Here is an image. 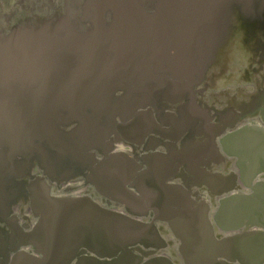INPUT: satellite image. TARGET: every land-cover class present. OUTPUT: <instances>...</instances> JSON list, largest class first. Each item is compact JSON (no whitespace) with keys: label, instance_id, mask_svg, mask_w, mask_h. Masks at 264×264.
Segmentation results:
<instances>
[{"label":"water","instance_id":"95a60500","mask_svg":"<svg viewBox=\"0 0 264 264\" xmlns=\"http://www.w3.org/2000/svg\"><path fill=\"white\" fill-rule=\"evenodd\" d=\"M79 7L63 17H38L42 28L34 30L7 19L0 25V206L23 198L30 209L29 226L11 214L10 250L0 264H264L263 125L237 121L218 128L194 149L201 162L192 164L171 153L184 158L179 148L192 122L168 138L163 132L170 129L154 121L149 107L124 126L116 119L126 104L123 92L141 81L144 59L158 64L157 74L180 81L170 82L164 101L177 105L192 97L198 63L186 67L178 59L185 50L195 57L211 27L232 25L242 35L234 57L246 68L253 55L245 45L248 31L256 36L264 28V0H161L156 20H149L152 6L139 0H80ZM184 24L189 27L179 28ZM183 72L191 83L183 85ZM102 119L113 120L119 133L132 128L142 162L125 148L102 144L114 133L102 128ZM151 126L166 143L151 135ZM92 136L100 142L93 144ZM152 141L155 146L147 147ZM59 151L60 161L84 157L88 180L131 215L91 198L54 194L51 159ZM227 159L233 169H212V162ZM9 187L16 197L6 198ZM130 207L150 219L135 217Z\"/></svg>","mask_w":264,"mask_h":264},{"label":"flooded vegetation","instance_id":"af4514ba","mask_svg":"<svg viewBox=\"0 0 264 264\" xmlns=\"http://www.w3.org/2000/svg\"><path fill=\"white\" fill-rule=\"evenodd\" d=\"M7 1V0H6ZM48 1V2H47ZM34 0L33 7L29 9V12L24 13L23 15H18L15 17V22L26 27L42 28L41 25H38L39 18L36 17V12L34 10H39L40 13L45 16H56L61 13V11L73 9H81L79 7L80 0H63L64 7L59 3L55 5L52 0ZM143 2L144 8L147 6H152L151 17L146 14V17L142 16L141 18L144 21L157 18L158 7L161 3V0H139ZM211 1V0H210ZM261 0H255V3L258 4ZM21 3V1H19ZM38 2V3H37ZM186 4V3H182ZM178 6V3H177ZM23 7L26 9V5L23 4ZM46 12V13H44ZM47 12H49L47 14ZM148 13V12H147ZM14 12L10 13L5 19L10 22V16ZM41 14V16H43ZM75 14V12H74ZM189 15V14H188ZM188 24H184L181 29L188 28ZM233 27V26H230ZM234 28V27H233ZM259 28V27H258ZM231 29V28H230ZM228 26H223L222 24L216 27H211L207 32H203L199 42V49L195 50V57H191L188 51H182L183 55L178 60H181L184 65H190L192 62L196 64L197 74L194 75L195 81L192 82L193 86V95L192 97H186L181 104L173 105L163 100L164 94H166V89L170 85L171 81H179L178 78L172 76L169 73L157 74L155 69H158V64L149 63L148 60H143L144 72L139 73L141 81L137 82L135 86L137 89H131L128 92L124 93L121 96V100L125 101L124 109H120L116 113V119L121 126L127 124L131 118H133V113H137L142 109L151 108L154 118L158 124L162 126H168L170 131L163 132L164 136L168 138L176 137L178 131L185 128V122H192L191 128L185 133V140H181L179 150L185 151L184 158L181 154L173 153L174 149H171V153L178 158V161L189 160L190 163L195 164L196 161H200L199 156L195 155V150L201 144H206L208 142L209 136H212L217 132L220 127H231L234 126V123L237 121H248L251 123H258L264 126V28H259L258 35H252L250 31L247 37V43L245 45L249 48L250 52L253 55L248 56V63L246 68H243L239 72V61L238 56H234V45L239 44V36L234 32V29L229 33L230 30ZM152 48L150 52H153ZM217 55L215 56V52ZM254 53L257 54L255 58ZM257 59V60H256ZM233 64V68L231 65ZM235 66V67H234ZM157 67V68H156ZM184 67V68H186ZM234 71H236V77H234ZM230 72V73H229ZM180 75V73H178ZM245 74V75H244ZM243 75V77H242ZM184 81L183 85L190 82V75L186 72L181 73L180 75ZM177 83H180L177 82ZM245 87H248L249 90L243 91ZM139 88V89H138ZM139 91V92H136ZM179 94V92H175ZM128 94V95H127ZM180 95V94H179ZM189 95V94H188ZM167 97L173 98L172 94H168ZM243 98L241 101L240 99ZM210 100V102H209ZM129 103V105L127 104ZM209 102V103H208ZM144 106V108H143ZM148 110V109H146ZM176 117L179 120V123L176 126L179 128H174L171 123L174 121L173 117ZM102 128L114 129V133L109 134V138L103 141V145H106V148L113 150L117 149L120 146L121 149L129 153L134 160L137 162H142L138 160V157L141 158L142 146H139V136L131 135V130L122 128L119 133L116 129V123L113 120H103L102 119ZM166 122V124H164ZM107 129V130H108ZM150 131L152 136L157 139L161 138V135L154 134L155 131L162 133L161 130H155L154 126H151ZM74 134H75V129ZM95 132L97 131L99 137L102 135V132L97 128H94ZM129 133V134H127ZM123 135H125L123 137ZM127 138V139H126ZM92 143L95 144L100 142L92 136ZM164 140V139H163ZM166 143L167 141L164 140ZM170 142V141H169ZM147 143V142H146ZM98 144V143H97ZM156 141L148 142L147 147L155 146ZM170 144V143H168ZM96 147V146H95ZM93 149H98V148ZM204 147V146H203ZM201 147V149H203ZM61 148H63L61 146ZM158 148L166 151V146L158 145ZM92 149V150H93ZM200 148L198 150L202 151ZM100 150V149H99ZM144 150V149H143ZM206 150H210V147H206ZM94 151V150H93ZM92 151V152H93ZM190 151L191 153H187ZM175 152V151H174ZM54 158L51 159L53 162L52 166H56L54 176H51V182L54 184L53 193L58 196H71V197H86L91 198L95 203L99 204L103 208H114L121 210L127 215L129 212L126 210V206L123 203L116 202L112 200L107 194L100 192L94 184L86 177L87 173L82 167L84 164L83 158L81 161L76 160V158H60L59 152H54ZM212 154V153H210ZM97 160L104 158L101 154L94 155ZM94 157V158H95ZM215 158V157H213ZM193 159V160H192ZM212 161L211 158H207ZM49 163V162H48ZM55 163V164H54ZM202 166V164H201ZM212 169L228 172L233 169V162L230 159H227L226 164H216L215 162L211 164ZM185 174L190 175L188 168L181 169ZM128 188L136 192L134 186H129ZM12 188L7 189L6 198L16 197L12 194ZM15 191V189H14ZM110 195V194H109ZM24 197V196H23ZM18 198L17 205L12 206L11 201L3 200L2 206H0V257L4 259V255L9 253L10 244L5 240L6 234L11 233L12 229V219L11 214H17L18 217L22 220L23 225H30L29 216L27 213L30 211L28 206V201H24ZM9 201V202H8ZM10 208V210H8ZM16 209V210H15ZM9 212L6 220L4 219L5 213ZM130 211L135 213V217H141L145 220H149L150 217H145L144 215L139 216L141 211L136 207H130ZM26 219L23 221V219ZM2 235V236H1Z\"/></svg>","mask_w":264,"mask_h":264},{"label":"rangeland","instance_id":"374dc122","mask_svg":"<svg viewBox=\"0 0 264 264\" xmlns=\"http://www.w3.org/2000/svg\"><path fill=\"white\" fill-rule=\"evenodd\" d=\"M19 1H21V3ZM33 1L34 0H7V1L6 0H0V25L2 23H5L6 22L5 16L7 17L12 12H14V14L12 16H10V22L11 23H15V21H16V20H14L15 17H18V15H23L26 12H29V9L31 7H33ZM43 1H47V0H43ZM52 1L54 2L55 5H59V3L61 2L60 3L62 5L61 7H64V9H65V5L62 3L63 0H52ZM23 4L26 5V9L23 7ZM34 12H36V14H37L36 17H39L40 19L41 18L46 19L44 17L45 15L42 14V13H40L39 10H34ZM44 13H46V12H44ZM48 13L49 12H47V14ZM41 14L43 16H41ZM65 14H66L65 11H61V13L59 14V16L60 17L61 16L63 17V16H65ZM229 29L230 30H228V32L230 33L234 28L233 27H229ZM217 52L218 51L215 52V56L217 55ZM233 58H234V56H233ZM232 66H233V64L231 65V68H233ZM242 68L243 67H241V66L239 67L240 70H242ZM242 99L243 98H241L240 100L243 101L244 99L243 100ZM209 102H210V100H209Z\"/></svg>","mask_w":264,"mask_h":264},{"label":"bare ground","instance_id":"6f19581e","mask_svg":"<svg viewBox=\"0 0 264 264\" xmlns=\"http://www.w3.org/2000/svg\"><path fill=\"white\" fill-rule=\"evenodd\" d=\"M239 38H241V37H239ZM239 44V46L241 47V45H240V39H239V42H238ZM236 50V49H235ZM242 53H244V51L242 52ZM237 54V53H236ZM238 60H239V57H238ZM246 63L245 62H243L241 65H245Z\"/></svg>","mask_w":264,"mask_h":264}]
</instances>
